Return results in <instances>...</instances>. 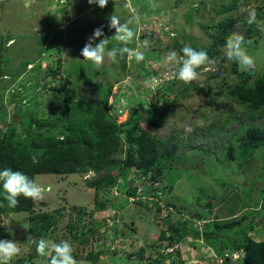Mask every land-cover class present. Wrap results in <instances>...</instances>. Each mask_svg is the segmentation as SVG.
<instances>
[{"label":"rangeland","instance_id":"1","mask_svg":"<svg viewBox=\"0 0 264 264\" xmlns=\"http://www.w3.org/2000/svg\"><path fill=\"white\" fill-rule=\"evenodd\" d=\"M134 1L135 3L132 0H108L105 7L98 6L92 10H84L85 8L79 5L75 12V20L62 31L56 29L60 22L56 15L58 6L54 0L24 3L22 0H0V73L5 71L4 74L23 78L27 76V81L20 82L24 84L23 86L19 85V82L14 83L19 89L15 91L18 93H14L13 99L20 97V101L13 104L12 109L5 113L9 115L7 116L9 120L4 130L12 127L15 136L20 138L25 137L26 117L29 114L37 119L53 121L62 114L68 102L65 94L56 95L51 90L38 89L42 83L48 81L49 84L55 76L52 72L48 73L47 69L59 72L57 78L59 84L67 91L90 82L89 84L101 94V98L104 97L108 82H114L122 76L124 67L128 65L127 57L124 67L119 58L115 63L105 58L104 64L97 67L81 56V50L88 42V38L101 26L104 36L97 38L94 44L105 37L109 38L108 48L110 44H118L112 38L115 29L104 28L105 22L109 21L112 14L121 17V22L132 19L134 23L131 27L134 30L138 28V22H141L140 17L144 13L148 12L145 14L146 17L161 18L167 24V28L175 33V39L159 42L155 37L154 42L148 40L147 45L151 48L149 50L164 52L167 50L162 60L168 67L171 66L166 61V56L170 51L175 50L182 56L181 48L176 45L179 41L184 45L190 44L195 49L206 50L210 61H213L197 69L198 76L195 80L186 83L176 77V81L170 84V90H173L174 94L164 101L165 106L169 105L165 111L166 119L158 127H151V132L162 143L168 146L176 143L178 146L174 156L167 158L162 164L159 181L155 183L152 180L144 183L139 181L133 185L144 193L152 192L144 199L146 207L144 205L139 207L133 201L127 202L123 196H126L128 188H125L122 194L116 186L106 192L94 191L92 184L106 175L110 168L113 174L118 173L120 164L100 172L89 170L93 172L89 175V171L69 175H36L35 180L45 189L43 199L34 200L39 204L36 211L52 213L57 220L56 226L43 238L57 242L69 240L74 246L75 258L84 264L175 263L174 256L169 260V255H164L162 263L156 261L160 256L157 252L160 251L158 241L162 239L158 237L153 244L154 235L159 233L160 227L167 226L164 223L159 225L155 218L154 204L158 202L168 206L170 214L168 221L171 224L180 222L182 229L191 227V223L188 222L190 219H194L197 228L203 230L204 223L213 222L215 218L239 219L245 213L250 218L256 217L261 220L264 216V199L258 192L260 185H264V145L256 148L248 159L242 158L240 152L246 126L252 123L261 127L264 115L251 113L234 103H223L222 100L227 99V90L240 82L238 75L242 71L237 63L225 58L226 43L217 44L213 41L219 35L222 26L234 19L231 35L239 33L244 36L245 47L256 61L254 74L249 79V84H252L256 78L264 74V0H243L244 5L256 8V22L251 25L246 22V14L240 11L241 0H155L157 5L155 7L152 6L151 0ZM25 3L30 5L26 6ZM140 10L143 13H140ZM12 38L15 43L8 47L7 42ZM144 49L140 48L141 51H145ZM144 56L147 58L148 53H144ZM29 64L31 69L28 67ZM149 66L154 67L155 63L150 60ZM158 67L164 69L162 65ZM145 69L148 68L144 64H139L140 74H145ZM57 79H53L54 82ZM10 81L0 77V85H9ZM28 81L32 84L27 86ZM193 84L204 91L191 89L183 94L182 89ZM24 87H27L26 90ZM1 94L0 92V96ZM111 98L110 93L108 102ZM24 99L26 101L22 103ZM76 102L74 100V103ZM165 106L162 110H165ZM134 108L138 110L141 107L129 108L128 114L118 117L117 121L126 120ZM159 112L156 111L157 114ZM188 128L191 130L186 131ZM230 146L235 152L233 160L227 157ZM117 155L123 158L124 152L119 151ZM128 174L126 176L130 179ZM254 180L258 182L252 185ZM132 188L134 187L130 186L129 189ZM159 188L160 197L155 191ZM258 201V206L263 210L261 213H258L254 206ZM97 202L107 204L115 202L123 206L116 211L110 206L106 210H98L95 205ZM79 207L83 208L82 215L86 214L87 223H97V236L90 237L88 243L76 239L74 236L76 231H71L68 227L69 224L76 225L74 218L77 217ZM31 215V211H24L3 213L0 216V239L15 240L22 250L9 264H49L50 258L47 256H32L31 250L36 247L33 245L31 233L20 240L12 236V229L9 228V224L14 223L29 228ZM184 220L187 221L183 222ZM155 224H158L157 230H154ZM115 228L121 237L115 249L111 250L112 253L109 256L104 253L95 263L88 261L87 254L97 252L98 244L103 243L104 246L109 244ZM157 234L156 236L159 235ZM228 234L234 235L233 232ZM245 235L262 239L264 223H255L253 229L247 228ZM203 241L196 244L199 247L197 251L200 253L196 255L199 259H204L211 253L206 247L207 242ZM220 244L223 245V239L220 240ZM184 249H187L186 246ZM242 254L232 250L229 252V258L233 260L230 262L243 264Z\"/></svg>","mask_w":264,"mask_h":264},{"label":"trees","instance_id":"2","mask_svg":"<svg viewBox=\"0 0 264 264\" xmlns=\"http://www.w3.org/2000/svg\"><path fill=\"white\" fill-rule=\"evenodd\" d=\"M132 1L135 3L134 0ZM140 13H143V11L140 10ZM147 13L142 14V16ZM234 22V19H232L222 26L217 38L213 39L214 43H226L228 37L231 36ZM105 24L104 28H106ZM117 45L110 44L109 48L111 49ZM176 45L182 48L184 43L179 41ZM129 47L134 48V43L129 45ZM121 62L124 67L126 65V57L121 59ZM125 68L126 66L123 72H125ZM49 70L52 74L56 72L53 69ZM2 73L4 74L5 71H1L0 74ZM253 74L254 72L248 73L242 71L238 75L240 82L227 90V99L222 101L225 104H237L251 113L256 112L259 115H264V74L256 78L252 84H249V79ZM120 78L115 79L116 82ZM109 82L103 98H101V94L97 91L99 100L95 106L88 104L83 99L77 98L76 88L71 91H67L63 85H60L58 88H52L51 92H54L56 95L65 94L68 98L62 114L54 118L53 121L37 119L34 115L29 114L26 117L27 124L25 126L26 134L24 138L15 136V130L12 127H9L6 131L0 130V170L4 168L19 170L30 178L35 179L36 175L40 174L69 175L89 170L100 172L111 166L113 167V165L120 164L121 167L118 173L113 174L111 172L112 168H110L107 170L106 175L92 184L94 191L96 193L106 192L111 187L116 186L120 194H122V191L128 188L126 196H123L127 202L129 203V198H132L137 206L144 205L146 207L144 199L152 192L138 193V188L133 185L139 181H142V183L150 180L153 183L159 181L161 179L162 164L167 158L170 159L174 156V152L178 146L176 143H171L169 146L162 143L151 132V127H158L166 119L167 114L165 111L169 105H166L165 110H160L158 114L153 110L142 113L133 111L126 121L117 123L115 121L116 118L114 119L110 114L107 106L108 96L115 81ZM191 89H196L198 92L204 91L198 88L196 84H193L186 85L182 89V92L185 94V92H189ZM74 100L77 102L74 103ZM171 103L173 104L174 102ZM242 138L243 142L240 144L241 157L248 159L256 148L264 145V123L261 127H257L252 123L248 124ZM119 151L124 152L123 158H119L117 155ZM227 153V157L233 160L235 152L232 146L228 147ZM33 155L37 157L38 162H33ZM127 173L130 174V179L127 178ZM256 181L254 180L251 184L254 185ZM130 186L134 188L129 189ZM160 189L155 190L159 197ZM258 192L261 198L264 199V185H260ZM4 196L5 192L2 185H0V205H2L0 206V216L3 213L31 211V225L29 228H26V234L28 236L31 233L33 245L37 247L38 241L46 236L51 228L56 226L57 220L55 215L48 212L36 211L39 204L31 198H25L23 195L18 197L19 203L16 207H8ZM95 205L98 210H106L108 206L112 205L115 207L113 208L114 211L123 206V204L115 202L111 204L97 202ZM258 205L259 201L254 205L256 206L255 209H258V213H261L264 209L262 210ZM154 206L156 219L160 216V212H168L166 216L162 217V222L167 226L160 227L158 230V237L162 240L158 242L160 244L157 243L160 250L157 252L160 256L157 257L156 261L162 263L164 255H169V260L174 256L175 263H181L183 261L182 257L184 259L191 258L190 256H183V252L185 250L189 252V250L198 248L196 244L202 243L204 240L203 243L207 242L206 247L208 251H212L211 260L221 256L225 258L222 264H234L230 262L233 259L229 258V252L233 250L243 253V264H264V237L262 239H255L252 236L246 237L245 235L247 228L253 229L255 223H264V216L261 220H258L256 217L250 218L245 213L239 219L220 220L219 218H215L213 222H205L206 224L204 223L202 227L203 230L197 228L198 226L194 219H187L191 223V227H188L189 229L183 227L182 229L179 225L180 222L171 224L168 221V217L170 216L168 206L159 202L154 204ZM82 214L83 208L79 207L76 214L77 217L74 218L75 222H77L76 225L69 224L68 227L71 231H76L74 233L76 239L88 243L90 237L97 236V223H87L85 220L86 214ZM112 216L114 217V215ZM156 227H158V224H155L154 230H157ZM115 229L112 232L111 243L115 242L120 236L117 228ZM231 231L234 235L228 234L229 232L232 233ZM221 239H223V245L220 244ZM175 244H180L181 250L178 249L173 254L163 252L165 248ZM184 246H187V249H184ZM98 248L97 252H89L87 254L88 261L95 263L104 253L108 255L112 253L109 251L110 248L105 247L103 243L98 244ZM31 254L32 256H39L36 249H32ZM128 257L130 258V255Z\"/></svg>","mask_w":264,"mask_h":264},{"label":"clouds","instance_id":"3","mask_svg":"<svg viewBox=\"0 0 264 264\" xmlns=\"http://www.w3.org/2000/svg\"><path fill=\"white\" fill-rule=\"evenodd\" d=\"M88 2L90 4L96 3L101 8L108 4V0H88ZM151 3L153 7L157 6L155 0H151ZM240 11L246 14L247 24L251 25L256 22L257 12L254 6L244 5L243 0H241ZM121 20V17L112 14L108 24L110 29H115V34L112 38L118 42V45L109 49L107 47L109 43L108 37L100 39L99 43L94 44L97 38L104 36L103 26L98 27L94 30L93 35L88 38V42L81 50V56L84 60L90 61L99 67L104 64L105 58L113 63L117 62L118 58L124 59L125 57L129 60L134 59L137 63L145 59L144 52L140 48L134 49L129 47L136 37V31L131 27L134 21L129 19L121 22ZM245 44L246 41L243 35L233 33L228 37L225 44V58L230 62L237 63L241 71L252 73L256 68V61L254 56L245 47ZM146 45L147 40H145ZM180 52L182 56L178 55L175 50L170 51L166 56V61L171 67L177 69V78L186 83L197 78L198 68L213 62L210 61L206 50L195 49L190 44H185L180 49ZM190 130V128L186 129V131ZM32 160L34 163L38 162L35 155H33ZM0 185H2L5 192L4 199L7 201L8 207H16L19 203L18 197L21 195L33 200H42L45 191L43 186L37 183L35 179L30 178L19 170H13L11 168L0 170ZM110 243L105 247L110 248ZM21 251L20 246L15 240L0 239V264H9L10 261L21 254ZM74 251V246L69 240H60L57 242L51 239L41 238L36 247V252L40 257L47 256L50 258L49 264H84L83 261H78L74 257ZM106 255L109 256L108 254ZM194 256L196 255L192 257ZM208 257L210 258V255Z\"/></svg>","mask_w":264,"mask_h":264},{"label":"built area","instance_id":"4","mask_svg":"<svg viewBox=\"0 0 264 264\" xmlns=\"http://www.w3.org/2000/svg\"><path fill=\"white\" fill-rule=\"evenodd\" d=\"M23 3L25 1H33L34 0H22ZM55 4L58 6V11L56 12V15L59 18V24L57 30H65V27L69 25L73 20H75L76 17V10L79 8V5H81L84 10H92L93 8L98 7L99 5L96 3L90 4L88 0H54ZM142 18L141 22H138V28L135 30L137 31L136 37L133 41L134 43V49L135 48H145L143 51L144 53H148V57L145 58V60L137 63L134 59L129 60L127 59L128 65L125 68V72L123 76L113 85L112 92L111 93V100L108 102L110 94L108 96L107 100V106L110 111V114L116 118L117 123H122L117 121V118L128 114L129 108L140 106L141 108L132 109L131 114L133 111L137 113H142L145 111H160L164 108L165 103L164 101H167L169 97L173 96V90H170V84L176 81L177 77V71L175 68L168 67V65H165V62L163 63V54L167 52V50L164 52L159 50H149L151 49L148 45L145 46V40H151L153 41L155 37L162 42H165V40H172L175 37V33L167 28V24L161 19L156 18L152 16L146 17L141 16ZM110 21L106 22V28L107 30H114L110 29L108 27ZM174 33V35H173ZM171 34V35H170ZM13 40H9L7 42V46H9ZM154 42V41H153ZM160 45V44H159ZM161 46V45H160ZM163 46V45H162ZM162 48V47H160ZM169 48V47H168ZM163 52V53H162ZM150 58V59H149ZM149 59V60H147ZM150 60H152L155 63L154 67L149 66ZM139 64H144L148 69H145V74H140L138 72L139 70ZM164 66V69H160L158 66ZM29 69H31V64L28 65ZM158 67V68H157ZM28 69V68H27ZM150 69V70H149ZM27 71V70H26ZM25 73V72H24ZM23 73V74H24ZM59 72H56L54 77L52 78L51 82L48 84V81L46 83H42L40 87H38L39 90H46L49 91L52 88H58L60 86L59 81L57 78H59ZM4 80H8L11 83L9 85H0V92L2 93L0 96V129H3L1 131H5L6 124H8V114L5 115L6 112H9V110L12 109L13 104L19 103V98H14V93L19 87L15 85V82H19V85L23 86V83L27 81L26 78H23L21 76H15L11 74H4L0 76ZM53 79H57L56 82H54ZM30 81L26 83V85H30ZM25 90L27 87H24ZM30 88V87H28ZM114 88V90H113ZM22 90V89H21ZM4 94H3V92ZM142 100V102L140 101ZM156 100V101H155ZM25 99L22 101V103H25ZM155 104V106H153ZM163 106V107H162ZM130 114V116H131ZM129 116V117H130ZM128 117V118H129ZM127 118V119H128ZM126 119V120H127ZM124 120V121H126ZM92 173L91 171L88 173V175ZM87 175V176H88ZM138 188V187H137ZM138 193H143V191H139L137 189ZM129 201H133L132 198H129ZM167 211L160 212V216L156 219L158 224H163L162 217L167 215ZM120 240V237L116 239L115 242L110 243L111 250L115 249L116 243ZM180 249V244H175L173 246L167 247L163 250L164 253H171L176 252V250ZM112 252V251H111ZM212 255V252L210 253V256ZM183 261L181 263L176 262L175 264H222L225 260L224 257H216L214 260H211L209 257H205L204 259H199L198 257L194 256L188 259L181 258Z\"/></svg>","mask_w":264,"mask_h":264},{"label":"water","instance_id":"5","mask_svg":"<svg viewBox=\"0 0 264 264\" xmlns=\"http://www.w3.org/2000/svg\"><path fill=\"white\" fill-rule=\"evenodd\" d=\"M76 96L80 99L85 100L88 104L95 106L99 100L97 90L93 88L90 84H83L76 88ZM9 228L16 234L17 239H25L27 237L26 229L23 228L19 223H14L9 225ZM16 236H14L15 238Z\"/></svg>","mask_w":264,"mask_h":264},{"label":"crops","instance_id":"6","mask_svg":"<svg viewBox=\"0 0 264 264\" xmlns=\"http://www.w3.org/2000/svg\"><path fill=\"white\" fill-rule=\"evenodd\" d=\"M30 4H33V3L30 2ZM30 4H29V3H25L26 6H29ZM12 40H13V38H12ZM13 43H15L14 40H13V42H12L8 47H10ZM5 45H6V44H5ZM6 47H7V46H6ZM108 207H109V206H108ZM110 207H111V208H115V207H113L112 205H110ZM155 233H156V232H155ZM156 234H157V233H156ZM156 234L154 235L155 238H154V242H153V244L155 243V240L158 239V238H156V237H158V236H156ZM158 234H159V233H158ZM158 234H157V235H158ZM146 241H147V240H145L144 243H146ZM156 241H157V240H156ZM158 242H161V240H159ZM186 248H187V246H186ZM198 248H199V247H198ZM198 248L193 249V250H191L190 252H187V250H185L186 253L183 252V253H184L183 256H190V257H192L193 255H197V253H200V252L197 251Z\"/></svg>","mask_w":264,"mask_h":264},{"label":"flooded vegetation","instance_id":"7","mask_svg":"<svg viewBox=\"0 0 264 264\" xmlns=\"http://www.w3.org/2000/svg\"><path fill=\"white\" fill-rule=\"evenodd\" d=\"M39 71H40V70H39ZM47 71H48V73L51 72L49 69H47ZM48 73H47V75H48ZM42 78H43V77H42ZM43 79H44V78H43ZM39 80H40V79H39ZM9 225H11V224H9ZM11 232H12V236H16V237H17V236L20 235L19 233H16V234H15L12 230H11Z\"/></svg>","mask_w":264,"mask_h":264}]
</instances>
